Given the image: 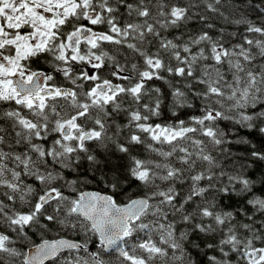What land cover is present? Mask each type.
<instances>
[{"label":"trees","instance_id":"1","mask_svg":"<svg viewBox=\"0 0 264 264\" xmlns=\"http://www.w3.org/2000/svg\"><path fill=\"white\" fill-rule=\"evenodd\" d=\"M89 2L95 21L80 7L21 61L61 92L0 98V264L59 236L82 246L43 264H264V0ZM78 25L109 34L78 44L99 58L91 71L60 56ZM98 82L120 88L93 98ZM151 125L180 131L165 138ZM92 188L120 204L148 197L125 254L74 212Z\"/></svg>","mask_w":264,"mask_h":264},{"label":"rangeland","instance_id":"2","mask_svg":"<svg viewBox=\"0 0 264 264\" xmlns=\"http://www.w3.org/2000/svg\"><path fill=\"white\" fill-rule=\"evenodd\" d=\"M80 7L86 18L94 21V16H89L92 9L89 0H0V98H13L26 100L31 103L44 102L47 97H27L18 92L14 83V77L22 76L24 79H31L35 71L24 68L20 64V58L29 53L43 48L48 37L53 35L54 28L69 14H80ZM93 12H95L92 9ZM24 27L23 30L20 28ZM64 36L60 47V56L63 59L71 57H82L87 60L92 68L98 64L99 58L96 55H81L78 44L80 42H92L98 38H108L109 34L101 30H93L85 25H78ZM87 74V73H86ZM149 74V72L147 73ZM113 90L107 88L100 90L93 88V98H109ZM75 123L68 119L60 125V130L68 127L65 138H72L74 135ZM151 133L156 136L169 138L179 133L180 129L170 128L161 125L147 126ZM71 129V130H70ZM27 219L28 216H21ZM145 250L157 248L154 240L136 241ZM2 237L0 236V245ZM137 260V258H136Z\"/></svg>","mask_w":264,"mask_h":264},{"label":"water","instance_id":"3","mask_svg":"<svg viewBox=\"0 0 264 264\" xmlns=\"http://www.w3.org/2000/svg\"><path fill=\"white\" fill-rule=\"evenodd\" d=\"M45 73L43 71L34 74L31 80L26 81L21 77H15L16 88L24 94L32 95L38 93H51V87L39 89L43 82ZM104 89L105 84H98ZM68 127L64 128L66 133ZM85 133L83 137H89ZM147 196H134L124 203H116L112 195L98 189H84L75 200L73 210L85 217L96 231L99 240L106 250H115L126 253L125 238L129 235L131 222L136 221L148 208ZM80 241L66 236L43 239L26 250L23 264H43L50 258L57 256L60 252L81 247ZM258 252L254 253L257 256Z\"/></svg>","mask_w":264,"mask_h":264},{"label":"flooded vegetation","instance_id":"4","mask_svg":"<svg viewBox=\"0 0 264 264\" xmlns=\"http://www.w3.org/2000/svg\"><path fill=\"white\" fill-rule=\"evenodd\" d=\"M89 12H90V14H89V16H94V18H95V15H94V13H92L91 12V10H89ZM70 15V14H69ZM69 15L68 16H66V17H69ZM65 17V18H66ZM86 26V25H85ZM70 34V32H68V34H67V36ZM67 36H66V38H67ZM63 43V42H62ZM27 56V55H26ZM25 56V57H26ZM24 58V57H23ZM21 61H22V57L20 58V64L25 68V66L21 63ZM44 86H46V85H44ZM37 96H45V94H35L34 96H33V98H35V97H37ZM32 97V96H31ZM31 97H29V98H31Z\"/></svg>","mask_w":264,"mask_h":264}]
</instances>
